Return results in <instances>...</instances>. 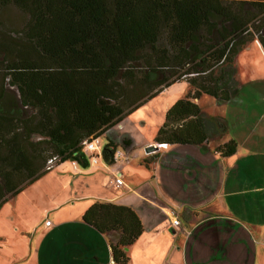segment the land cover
Returning <instances> with one entry per match:
<instances>
[{"label":"trees","instance_id":"trees-1","mask_svg":"<svg viewBox=\"0 0 264 264\" xmlns=\"http://www.w3.org/2000/svg\"><path fill=\"white\" fill-rule=\"evenodd\" d=\"M9 8L26 21L18 37L0 32V66L17 97L0 91V208L53 158L87 169L86 140L175 83L190 91L168 109L153 141L207 149V123L219 137L228 125L220 116L206 120L193 100H237L236 58L254 39L264 52V0H0V11ZM33 134L49 149L37 150ZM119 144L133 145L128 136L107 138L105 165H114ZM236 149L230 140L214 152L230 157ZM82 219L110 238L114 264L129 263L127 250L143 233L131 208L96 201Z\"/></svg>","mask_w":264,"mask_h":264},{"label":"crops","instance_id":"crops-1","mask_svg":"<svg viewBox=\"0 0 264 264\" xmlns=\"http://www.w3.org/2000/svg\"><path fill=\"white\" fill-rule=\"evenodd\" d=\"M238 81L241 87L240 76ZM199 100L193 102L200 107ZM175 102L166 101L164 116ZM227 104L243 102L239 97ZM200 108L208 118L225 119ZM110 132L106 136L113 139ZM226 134L213 142L222 141ZM232 141L237 149L230 157L215 153L218 146L213 147L210 140L204 152L193 145H166L149 153L150 141H143L144 156L128 157V164L124 161L114 167L123 179L120 188L108 184L112 166L99 164L77 171L69 162L54 166L4 203L3 207L13 205L14 211L8 216L13 223H6L9 234L0 225V239L7 243L0 246V259L22 251L12 264H114L110 238L82 219L100 201L129 207L141 221L143 233L127 250L128 264H264V209L260 196H253L264 191L257 185L264 177V172L256 170L259 150L254 151L250 140ZM189 146L194 147L193 154H173L176 147ZM130 160L139 164L125 166ZM131 169L137 170L135 174ZM176 174L181 175L177 181ZM251 182L255 187H250ZM43 183L54 187L39 188ZM39 194L47 195L53 204L35 206ZM24 198L23 208L19 204ZM171 212L180 220L176 230L171 226Z\"/></svg>","mask_w":264,"mask_h":264},{"label":"rangeland","instance_id":"rangeland-1","mask_svg":"<svg viewBox=\"0 0 264 264\" xmlns=\"http://www.w3.org/2000/svg\"><path fill=\"white\" fill-rule=\"evenodd\" d=\"M25 21V17L12 8L1 10L0 32H5L10 37H18L19 30L22 28V25ZM235 65L237 69L236 78H239L240 76L241 80L240 99L243 104L241 106H233L231 104L217 105L216 101L213 98L202 96L201 98H199V105L204 109L212 110L215 114L225 116V119L227 121L228 132L222 139V141L219 142H213V140L217 136V133L208 123L206 128L209 134V140L213 142L211 145L215 144L216 146H219L220 144L224 143L225 140L229 141L236 139L239 142H242L245 139L250 140L249 142H252L254 144V151H256V149L259 150L257 155H255L256 158H259L256 165V170L258 172H264V160H262V158L264 157V52L260 43L255 39L252 42L248 43L236 58ZM4 66L5 65L3 63L0 66V91L4 93V96L7 100L16 102V90L12 89L4 78ZM188 93L189 85L186 82L175 83L165 89L161 94H159L156 97L157 99H154V101L151 100V103H145L141 108L126 116L119 125L114 126L110 132V135L113 136V139H116L120 136L121 138H119L117 141L121 142L123 137L128 136L133 143L131 148L127 150H125L121 146V144L117 146L119 150H122L125 153V156L120 159V161H125V163L128 164V157L139 158L141 156H144L146 147L141 146V143L143 141H150V145H148V147L157 146L158 143L153 141V139L159 127L164 121L163 117L166 111V101L169 99V102L172 103L173 101L179 100V97H186ZM139 100L140 99L134 100L133 103H137ZM26 112L28 113V110ZM205 115L207 120L208 114L206 113ZM42 140H44V138L40 137L37 134L29 136V142L35 144L37 146V150H41V148L48 150L49 147L47 145H39ZM106 144L107 136L105 134V136L100 137V148L103 149ZM248 144L250 145V143ZM255 145H258V147L256 148ZM176 148L178 149H176L173 154H193L195 152L193 146H189L186 148ZM201 151L204 152V150L202 149ZM120 161H117L115 164L118 165ZM130 161V165L125 166L130 167L131 164H139V162H132V160ZM131 170V174H135V172L137 171L135 169ZM180 176L181 175L179 174H176L174 176L176 181ZM43 184H39V188L54 187V185L52 186L51 184ZM257 185H262L264 187V177H262V181H260ZM162 186L164 185L162 184ZM250 187H255V184L251 182ZM256 195L260 196L262 203L261 209H264V191L253 196ZM50 199L51 198H49L47 195L39 194V197L37 199L38 204H36L35 206L41 204V206L47 205L49 207L53 204ZM26 203L27 202L24 198L19 205L23 206L24 208L26 206ZM5 204H3L0 208V225L2 226V230L9 234L8 230L6 229V223H13V221L8 216L12 213V211H14V209L12 210L13 205L10 206V203L8 204L9 206L3 207ZM261 213L262 215H264V210H262ZM2 235H4V233ZM6 244L5 241H2L0 239V246L6 247ZM17 250L18 249H16V251ZM22 253V251L16 252L15 256H9L6 260L2 258L0 259V264H12V260L14 262L15 257H18Z\"/></svg>","mask_w":264,"mask_h":264},{"label":"built area","instance_id":"built-area-1","mask_svg":"<svg viewBox=\"0 0 264 264\" xmlns=\"http://www.w3.org/2000/svg\"><path fill=\"white\" fill-rule=\"evenodd\" d=\"M155 149H164L166 148V145L164 144H158L157 146H154ZM83 151L89 156V166H98L99 164H103L102 158H101V151L102 149L100 148V138L95 137V138H90L89 140H86L83 143ZM124 152L122 150L117 149L113 155V160H114V165L112 168H110V178L108 180V184L111 186H114L116 188H120L124 185L123 179L121 177V174L118 170V168H114L115 166L121 165L120 159L124 157ZM117 161H120L119 164H115ZM58 159L53 158L48 161L47 163V170L52 169L56 164H58ZM70 166L74 171H77L79 169V166L76 161H71L69 162ZM170 216L171 218V226L176 230L180 227V220L177 217L174 212H171ZM50 226V224L48 225Z\"/></svg>","mask_w":264,"mask_h":264},{"label":"water","instance_id":"water-1","mask_svg":"<svg viewBox=\"0 0 264 264\" xmlns=\"http://www.w3.org/2000/svg\"><path fill=\"white\" fill-rule=\"evenodd\" d=\"M153 150H155V148L153 146H149L147 149H146V152L149 153V152H152Z\"/></svg>","mask_w":264,"mask_h":264}]
</instances>
